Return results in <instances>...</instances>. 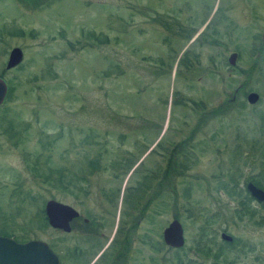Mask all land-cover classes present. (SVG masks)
Segmentation results:
<instances>
[{"label": "rangeland", "instance_id": "1", "mask_svg": "<svg viewBox=\"0 0 264 264\" xmlns=\"http://www.w3.org/2000/svg\"><path fill=\"white\" fill-rule=\"evenodd\" d=\"M263 32L264 0H0V77L12 86L0 104V234L34 239L45 200L76 202L73 178L65 189L49 186L35 160L72 175L99 152L86 181L73 185L124 180L115 194L125 208L152 172L150 264H195L197 242L220 251L198 252V264H264V224L254 222L264 208L250 201L255 214L239 219L236 198L218 189L232 162L238 189L259 173L264 186ZM13 46L22 60L5 69ZM249 91L256 103H246ZM195 124L185 156L173 152L158 186L169 150ZM173 218L184 239L176 251L160 236Z\"/></svg>", "mask_w": 264, "mask_h": 264}, {"label": "flooded vegetation", "instance_id": "2", "mask_svg": "<svg viewBox=\"0 0 264 264\" xmlns=\"http://www.w3.org/2000/svg\"><path fill=\"white\" fill-rule=\"evenodd\" d=\"M261 38H264V32L261 34ZM245 96L246 94L244 98ZM233 101L234 97H232ZM257 101L258 98L254 103ZM246 103L248 102L246 101ZM191 131L187 138L185 137L174 145L175 150H169L168 156L171 154V157L162 171L163 180L168 176L169 163H171L172 159L174 160L173 152H182L185 156V140L190 139L192 134L198 131V124H195ZM232 163L234 171L235 164L234 162ZM233 171L227 174L229 181L220 182L221 184H218V189H224L229 197L236 198L237 207L234 210L236 217L239 219L242 217L248 218L256 212L250 208V201H254L258 207L264 208V200L254 198L250 194V191H248L247 184L251 183L255 187L264 190V186L260 183L263 176L259 173L258 181L253 177H248L244 182L242 191V189H238L235 185L236 175ZM151 173L147 171L139 177L140 179L136 182L135 191L131 195L132 200L129 208H125L123 201H119L118 195L115 194L120 190V187L124 186L126 182L124 180H121L118 186L109 187H91L90 185L83 187L80 184L74 186L73 184L76 185V182H73L69 190L76 202H62L75 212V216L71 217L68 221V229L64 230L59 227L50 226L42 207V210H40V225L38 224L37 226L38 234L34 239L47 244L56 255L58 264H150L152 257L150 254L144 255V250L149 248L153 253L154 248L153 200L155 199V192L153 190L154 177ZM87 184L89 183L86 182ZM217 215L219 214L216 211L214 217ZM254 222L256 224H264V216L261 215ZM144 223L147 225L144 226ZM221 233L225 232L220 231L219 238ZM0 235L12 237L15 241L22 242L8 233ZM230 240L222 241L230 242ZM162 244H164L163 241ZM166 247L170 248V250H179V247ZM195 251V264H198V242Z\"/></svg>", "mask_w": 264, "mask_h": 264}, {"label": "water", "instance_id": "3", "mask_svg": "<svg viewBox=\"0 0 264 264\" xmlns=\"http://www.w3.org/2000/svg\"><path fill=\"white\" fill-rule=\"evenodd\" d=\"M22 51L19 47L13 46L9 49L4 64L5 69L17 66L22 60ZM236 52H231L227 56V63L231 66L235 64ZM7 92L6 82L0 77V104L3 102ZM246 101L254 103L258 94L254 91L246 93ZM250 194L257 200H264V190H261L251 183L247 184ZM44 213L50 226L68 229V221L75 216V212L67 205L55 199H47L43 204ZM220 238L229 241L230 236L221 233ZM161 239L166 246L181 247L184 239L182 227L175 218L170 220L162 229ZM0 264H58L56 255L47 244L37 239H28L18 242L12 237L0 235Z\"/></svg>", "mask_w": 264, "mask_h": 264}, {"label": "trees", "instance_id": "4", "mask_svg": "<svg viewBox=\"0 0 264 264\" xmlns=\"http://www.w3.org/2000/svg\"><path fill=\"white\" fill-rule=\"evenodd\" d=\"M259 49H262V43L259 46ZM11 89H12V86L9 85L7 87V92H6L7 96L9 95V91H11ZM10 126L11 125H9L7 127H10ZM6 129H4L5 132H7ZM90 136H92V134L85 135L83 141L88 142V140H86V139H87V137H90ZM55 138L56 137H51L49 143H51V142L54 143V141L56 140ZM97 155H100V153L97 152L96 157L86 158L85 160L83 159L84 163L87 166L85 169L79 165L75 166V171L81 172L79 174L73 173L71 175L69 173V169L66 167H63V166H57V167L53 166V165L48 166L47 164H45V163H47V159H45V160L42 159L43 161L41 162V164H38L37 160H35L33 165H32V167H33L32 169L34 170L35 175L41 179V182L46 183L49 186L65 189L71 178H73V179H71V180H73V182H77V183L83 179L85 180L84 177H85L86 173L88 174V173L92 172L94 170V167H97V165L99 164L98 163L99 160L97 158ZM83 156H84V154H83ZM83 160L81 161V163L83 162ZM161 176L162 177H160V179L157 182L158 186L160 185V182L162 181V179L164 177L163 175H161ZM158 195L159 194L156 191L155 197ZM198 252L202 255H208V256H211L213 258H216L220 255L219 250H216V251L211 250V247L205 242H203L201 245H198Z\"/></svg>", "mask_w": 264, "mask_h": 264}]
</instances>
